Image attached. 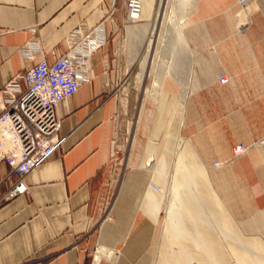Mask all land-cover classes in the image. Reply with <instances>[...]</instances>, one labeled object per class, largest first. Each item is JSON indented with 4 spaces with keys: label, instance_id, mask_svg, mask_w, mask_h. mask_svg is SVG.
<instances>
[{
    "label": "crops",
    "instance_id": "1",
    "mask_svg": "<svg viewBox=\"0 0 264 264\" xmlns=\"http://www.w3.org/2000/svg\"><path fill=\"white\" fill-rule=\"evenodd\" d=\"M101 10L108 0H0V114L5 82L64 53L78 29L98 24ZM116 16L105 23L106 42L87 60V80L56 108L64 142L26 176L30 192L0 201V264H264V157L258 149L234 158L231 152L236 143L258 139L260 130L250 126L245 135L231 124L198 123L196 91L187 94V114L179 116L180 99L167 91L141 131L140 115L138 161L127 165L114 192L113 219L90 231L100 216L110 139L127 100L131 109L119 45L124 16ZM250 68L212 65L193 83L217 85L208 89L210 98L221 94L219 76L229 85L264 84ZM1 129L0 196L15 179L5 155L15 148ZM216 160L225 163L214 166Z\"/></svg>",
    "mask_w": 264,
    "mask_h": 264
},
{
    "label": "rangeland",
    "instance_id": "2",
    "mask_svg": "<svg viewBox=\"0 0 264 264\" xmlns=\"http://www.w3.org/2000/svg\"><path fill=\"white\" fill-rule=\"evenodd\" d=\"M159 1L142 0V20L130 24L120 23L122 36L119 45L124 50L123 87L126 88V92L128 91L131 109L128 113L127 100L125 112L119 115L115 133L109 142L108 162L103 168L101 178V192L104 195L100 203V212L110 211L114 192H117L125 168L128 164L138 161L143 141L139 128L135 130L137 120L140 115L145 118L140 125L141 131L145 125L147 126L149 114L156 111L158 98L164 92H171L180 99L182 107L179 116L182 110L185 114L188 113L187 94L196 91L195 115L198 123L209 120L216 127L231 124L237 126L238 133L243 132L245 135L248 134L250 126L256 127L260 130L259 138L253 141H256V144L252 145L253 142L247 144L249 146L247 152L258 149L264 157V84L229 85L226 76H224L227 78L226 82H221L219 76L218 81L222 83L221 94L218 89L216 91L218 97L212 95L210 98L208 89H217V85L193 83L196 78L200 79V75L204 76L207 71L211 72L210 66L220 63L235 67L249 66L251 68L247 70L252 73V77H264V0H252L245 7L238 6L233 0H212V2L196 0L197 9L191 12L189 9L192 0H166L162 13L164 16L160 20L151 49L153 52L146 58L144 71L148 70V72L144 78H141L142 68L138 57L149 36L144 34L145 37H137L131 41L126 31L130 25L152 21ZM205 11L208 12L207 15ZM200 14H203L201 19H196V15ZM116 15H125L124 5L119 0L116 3ZM149 15L151 17L147 18ZM183 18L187 21L183 28L185 39L180 38L175 28L178 27V21ZM251 18L252 26H250ZM239 20L240 22L244 20L245 23L240 24ZM247 28L249 31L243 37L231 35L233 31L243 32ZM154 82L161 84L154 86ZM182 87L187 90H183ZM180 96L184 99L181 100ZM191 112H194L193 109ZM134 135L138 138H135V141ZM232 158H234L233 154ZM165 190L169 192L168 188ZM163 214L160 213V220L163 219ZM110 216L113 219L111 214Z\"/></svg>",
    "mask_w": 264,
    "mask_h": 264
},
{
    "label": "built area",
    "instance_id": "3",
    "mask_svg": "<svg viewBox=\"0 0 264 264\" xmlns=\"http://www.w3.org/2000/svg\"><path fill=\"white\" fill-rule=\"evenodd\" d=\"M117 1L108 0V10L100 11V21L93 28L78 29L64 53L54 56L50 62L46 58L37 60L9 78L1 88L6 96V107L0 114V130L5 125L6 134L3 137H9L15 148V151L12 149L5 154L15 179L11 187L0 196V201L30 192V185L25 181L26 176L48 160L64 142L65 136L58 134L60 118L56 108L87 80V60L94 50L106 42L105 23L114 16ZM119 1L125 9L123 23H137L142 20V0ZM233 1L238 6L245 7L252 0ZM28 56L30 59L33 57L31 54ZM20 81L24 83V89L19 87ZM220 81L226 82L227 78L221 76ZM256 143L255 141L252 145ZM248 148L247 144L241 142L234 144L233 157L241 156ZM224 163L216 160L213 164L220 166ZM105 219H112L107 210L100 212L99 219L92 222L90 231L93 232Z\"/></svg>",
    "mask_w": 264,
    "mask_h": 264
},
{
    "label": "bare ground",
    "instance_id": "4",
    "mask_svg": "<svg viewBox=\"0 0 264 264\" xmlns=\"http://www.w3.org/2000/svg\"><path fill=\"white\" fill-rule=\"evenodd\" d=\"M166 3V0H160L158 2V5L157 6V10H156V14L153 18L152 21H147V22H143V23H138V24H134V25H130L127 27V37L131 39V41H133L135 38L137 37H142L144 36V34H147L149 37L147 38V43H145V46H143V49H141V53L138 57V62L140 63L139 65L141 66V78H144L148 72V70L144 71L145 70V67H146V58H147V55L153 51H151L152 49V46H153V43H154V38L156 37V32H157V29L158 27L160 26V20H162V17L164 16L163 13V6L164 4ZM195 3H196V0H192V2L190 3V11L194 8L195 6ZM172 12V11H171ZM143 13V11H142ZM176 14V13H175ZM188 15V14H187ZM177 18V16H176ZM175 19V18H174ZM180 20V19H179ZM242 20V19H241ZM164 21V19H163ZM175 22L177 23L176 19H175ZM178 27L175 26V28L177 29V32L180 34V38L183 37L185 39V33H184V26L186 25V18H183L181 21H178ZM240 22V20H239ZM244 20L242 22H240V24H244ZM175 29V30H176ZM146 36V35H145ZM144 36V37H145ZM186 42V40H185ZM152 44V45H151ZM157 45V43H156ZM129 46V45H128ZM191 55V54H190ZM133 62V61H132ZM192 63V62H191ZM192 66V65H191ZM169 71V70H167ZM156 72V71H155ZM163 73V72H162ZM165 73V72H164ZM158 74V73H156ZM161 74V73H160ZM157 76V75H156ZM156 76H153V77H156ZM162 76V75H160ZM158 76V77H160ZM162 79V78H161ZM156 80V79H155ZM154 80V81H155ZM158 80V79H157ZM186 82V81H185ZM159 82H154V86H159L158 85ZM183 83V82H182ZM182 85V84H181ZM183 86H184V83H183ZM187 87V86H186ZM183 88V87H182ZM154 89V88H153ZM186 89V88H183V90ZM187 90V89H186ZM155 91V90H153ZM185 92V91H183ZM151 93V92H150ZM155 93V92H154ZM159 93V92H158ZM182 95V94H181ZM185 95V93L183 94V96ZM181 97V100L182 99V96ZM157 99V98H156ZM235 264V263H234Z\"/></svg>",
    "mask_w": 264,
    "mask_h": 264
}]
</instances>
